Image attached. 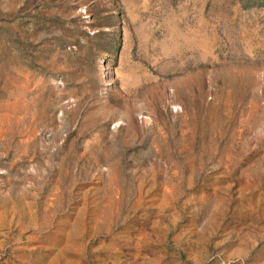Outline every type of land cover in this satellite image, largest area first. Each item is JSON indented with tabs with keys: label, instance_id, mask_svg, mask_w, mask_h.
Here are the masks:
<instances>
[{
	"label": "rangeland",
	"instance_id": "obj_1",
	"mask_svg": "<svg viewBox=\"0 0 264 264\" xmlns=\"http://www.w3.org/2000/svg\"><path fill=\"white\" fill-rule=\"evenodd\" d=\"M0 264H264V0H0Z\"/></svg>",
	"mask_w": 264,
	"mask_h": 264
}]
</instances>
